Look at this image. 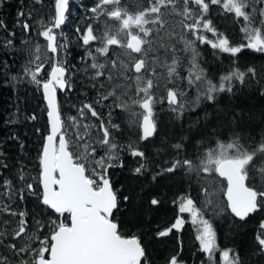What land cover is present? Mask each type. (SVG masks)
<instances>
[{
  "label": "trees",
  "instance_id": "obj_1",
  "mask_svg": "<svg viewBox=\"0 0 264 264\" xmlns=\"http://www.w3.org/2000/svg\"><path fill=\"white\" fill-rule=\"evenodd\" d=\"M0 3H2L0 19L7 23L10 31L15 32V36L10 37L8 32L0 29V152L5 154L3 160L8 165L6 169L0 168V179L12 180L17 188L25 182L38 187L40 175L38 155L43 143L42 137L48 134V123L42 93L30 82V78L24 75V68L34 59L36 45L44 44L37 33L42 30L41 21L47 24L54 17L55 0H43L35 6L33 0H0ZM96 3L97 0H70L65 23L56 31L58 43L62 41L65 45L61 49L60 58L67 68L66 78L72 85L71 90L67 89L63 94L58 93V104L62 120L69 125L72 122L67 119L68 117L75 116L79 120L78 109L83 103L95 102L103 93L110 91L116 94L126 93L120 99L111 96L109 100L95 105L105 121L109 120L108 113L111 112V123L119 125L118 131L112 130V136L118 145L126 146L140 133L137 124L130 123V121H140L142 118L132 115V112H142L130 101L135 95V81L125 78L122 74L125 72L123 68H113L110 64L105 71L111 73V80L105 77L93 80L91 75L94 70L89 67L91 58L80 40L81 32L88 25H92L97 35H101L106 29L113 35L117 34L120 22L103 14L94 18L93 13L89 11ZM149 4L150 0H119L124 18L138 15ZM260 7L261 5H257V8ZM21 10L26 13L32 12L29 21L32 29L28 33L17 26V13ZM161 12L164 13L162 19L165 21L162 28L154 24L146 26L153 29L150 36L145 38L151 41L152 49L147 53L146 58L150 63L155 61L153 66L158 73L151 77L158 85V87L154 86L152 91L157 97H166V89L175 87L184 89L186 94L181 99L185 102V110L182 115H178L169 109L166 102L155 106L154 120L157 124V132L154 137L138 145L147 157L144 161L146 168L144 174L137 175L134 171L139 166V159L131 157L126 150H121L120 159L123 167L109 170L111 182L121 203L116 219L120 222L121 230L125 235L132 234L141 239L146 251L147 264H168L172 256H177L180 264H209L206 254L199 249L196 228L190 222L186 223L179 233L173 231L167 237L157 236L159 231L168 228L177 217V207L174 204L177 197L190 193L197 205L206 209L205 218L210 220L216 231L217 244L221 251L214 256L215 264H223L221 259L223 250H231L230 258L238 256L240 264H264V255L259 253L255 241V236L261 231L259 225L264 222V211L250 215L245 221L235 219L228 210L217 213L216 209H226L224 199L226 183L218 175L187 174L177 171L161 175L157 180L152 179L162 167H166L168 162L177 158L176 150L173 148L176 143L183 144L178 158L183 159L187 156L197 162L207 151L215 148L218 142L227 144L236 141L248 151L264 144V53L247 48L237 57L219 53L207 44L194 41L192 34L181 26L183 18L172 12L170 8L168 11L162 8ZM209 16L213 25L220 33L227 35L233 46L247 43L244 34L240 31L244 23L242 20L237 21L232 14L223 13L218 6L210 8ZM78 29L80 31H77ZM125 31L119 32L118 38L122 41L127 39ZM136 34L142 35L138 31ZM204 34L210 39H216L210 33ZM6 39H12L13 45L3 47ZM185 40L194 41L197 49L196 63L203 70L204 76L203 84L196 82L200 85V92L205 90L208 80L218 84L221 75L237 68L246 71L252 67L256 70V77L246 76L243 85L234 81L232 92L218 94L214 102H208L201 96L199 103L196 104L198 89L187 83L190 71L195 72L196 69L191 68L192 53L190 49H185ZM144 47L148 48L149 45ZM173 49L178 58L179 75L175 77L177 84L167 82L169 79L167 69L161 66L164 62L171 63ZM92 50L98 61L106 62L111 59L115 60L118 66L124 63L131 64L133 57L137 55L130 54L126 49L118 46H112L108 56L96 54L94 49ZM53 61V57L49 56L44 64L41 78H46L45 73L49 72ZM30 66L35 67V65ZM126 75L131 77L134 73L128 71ZM192 78L194 79V76ZM122 100L129 102L127 110L115 107ZM33 115L36 117L34 120L31 119ZM87 116L86 120L79 121L80 124L86 123L94 127L88 129V134L80 141H77L75 136L77 128H68L72 141L70 150L73 151L74 157L83 152V148H78L77 144L83 145L94 137L102 135L99 121L90 114ZM10 121L14 122L9 123ZM79 131L84 133L86 130L80 127ZM14 136L18 139H13ZM91 146L96 152L94 156L89 155V160L105 155L104 148L99 144L93 143ZM252 164L264 166V153L257 152ZM20 169H24L25 181L18 179ZM193 176L195 178H192ZM246 184L264 191V174L253 168L251 164L248 166ZM205 188L209 193L208 199L215 203V209L205 204L202 191ZM124 197L128 198L127 201L123 199ZM152 198L158 199L160 203L157 206L151 205L149 201ZM13 207L27 211L29 235L35 232L33 217L39 215L44 219L48 217L50 211L44 210L38 204L37 198L31 195H26L23 201H14ZM18 219L19 217L0 214V227H4V221H10L7 228H15ZM49 230V227L45 226L43 231L35 234L43 238ZM31 244L34 248L39 247V240L34 239ZM0 253L9 256L10 259H18L13 258L6 248H0Z\"/></svg>",
  "mask_w": 264,
  "mask_h": 264
},
{
  "label": "snow or ice",
  "instance_id": "obj_2",
  "mask_svg": "<svg viewBox=\"0 0 264 264\" xmlns=\"http://www.w3.org/2000/svg\"><path fill=\"white\" fill-rule=\"evenodd\" d=\"M43 0H33V5L42 3ZM69 0H55V12L47 24L41 21V29L38 35L46 41L47 52L53 54L55 63L51 65V70L45 73L46 78H41L44 65L39 55L40 46L36 45L34 59L28 62L24 68V75L30 78L41 92L46 103V115L48 121V134L43 136V143L38 155L40 168L39 185L34 187L30 182H25L17 188L12 180L0 179V214H7L19 217L17 227L7 228L10 221H4V227H0V248H6L11 252L13 258L0 253V264H147V256L141 239L136 235H125L121 230V224L116 219V213L121 207L120 198L111 182L109 170L114 167H123L120 159L121 150H126L131 157L139 159V166L134 171L137 175H142L146 171L145 163L147 157L145 152L139 148V143L148 141L157 132V124L154 120L155 106L167 103L169 109L178 115H182L185 110V102L181 99L186 91L175 87L166 89V97H157L152 91L155 84L152 76L158 75L153 64L146 58L147 53L152 49L151 41L145 39L150 36L153 29L146 27L149 24L162 28L165 21L162 19L164 13L161 9L168 11L169 8L176 15L182 17L181 26L192 34L194 41L200 44H207L219 53L230 54L237 57L245 48L255 52L264 53V0H150L149 6L135 17L129 15L124 18L119 7V0H97L89 11L94 18L101 14L106 15L120 22L117 34H111L107 29L101 35L94 32L92 25H88L81 32L80 40L85 46L87 55L91 58L89 67L94 70L91 75L93 80L105 77L112 79L110 72H106L108 64L113 68H123L122 73L126 79L135 81V95L130 98L131 104L136 105L142 112H132V115L139 120L130 121L136 123L140 129L136 139L126 146L118 145L112 136V130H119V125L111 123V112L108 113L109 120L105 121L103 115L97 110L96 104L109 100L115 96L120 99L126 93L116 94L115 92L103 93L99 100L95 102H85L78 109L79 120L75 116L67 119L72 123L66 125L62 120L60 106L57 101V91L71 90L72 85L66 78L67 68L60 58L61 49L65 47L63 42L58 43V36L55 30L61 28L65 23V13L68 10ZM257 5H261L257 8ZM2 6V3H0ZM107 6H115L107 7ZM218 6L223 13L232 14L237 21L242 20L243 26L240 31L244 34L246 44L233 46L227 35L222 34L213 25L209 16L210 8ZM17 26L22 31L28 33L32 29L29 22L32 12L27 13L21 10L17 13ZM135 25L138 33L131 31ZM0 29L8 32L10 37L15 36V32L8 29L7 23L0 19ZM125 31L126 41L119 37L120 31ZM77 31H80L79 29ZM204 33H210L216 39H210ZM194 41L185 40V49L192 53V69L195 72L189 73L187 83L189 86H196L198 94L195 103L198 104L201 96L208 102H214L220 93L233 90V82L238 81L241 85L245 83V77H256V70L249 67L246 71L238 68L221 75L219 83L208 80L203 92L199 91L200 85L204 83L203 70L196 63L197 49ZM27 42V41H25ZM13 45L12 39H6L3 47ZM144 45H149L145 48ZM112 46L126 49L130 54H137L133 57L131 64L117 65L115 60L100 62L96 54L108 56ZM171 63L164 62L162 67L167 69L168 83L177 84L175 77L177 73L178 58L170 57ZM30 65H35L31 67ZM128 71L134 73L129 77ZM151 74V75H149ZM194 76V79L192 78ZM15 79V77H13ZM183 79V78H181ZM95 86V85H94ZM101 87L103 84L101 83ZM126 87V86H125ZM116 108L127 110L128 101H121L115 105ZM87 114L99 121V129L102 135L94 137L90 142L77 147L83 148L74 157L70 150L71 139L68 128H77L76 140L80 141L87 130L94 125L80 124V120H86ZM31 119H36L35 115ZM10 121L9 123H13ZM86 131L81 133L79 128ZM39 131V129L37 130ZM18 139V137H12ZM99 144L105 150V155L98 159L89 160V155H93L96 149L91 145ZM23 147V145H21ZM177 158L168 162L166 167H162L153 177V180L164 174L183 171L187 174L212 175L216 174L226 181L224 195L226 197V209H216L218 212L230 210V213L239 221H245L250 215L259 211H264V191L257 190L246 185L248 179V166L257 168L264 174V166L252 164L257 152L264 153V144L252 151L246 150L238 142L217 143V146L207 151L199 161H194L185 156L178 158L183 149L182 143L173 145ZM91 149V152H89ZM4 153L0 152V168H7V163L3 160ZM85 161V162H82ZM192 178H195L194 176ZM20 181H25L24 169H20L18 176ZM205 196V204L216 208L214 201L208 199L209 193L205 188L202 190ZM26 195L35 196L38 204L44 210H50L48 217H33L35 232L29 235L28 213L25 210H18L13 207V202L23 201ZM127 201V197L123 198ZM149 203L157 206L160 201L152 198ZM177 207V217L166 229L157 233L159 237H167L173 231L179 233L184 229L186 223H191L196 228V240L199 242V249L206 254L209 264H215L214 256L218 251L217 234L213 224L205 218L206 209L200 208L190 193L181 194L174 201ZM53 214H55L53 216ZM185 214H187L185 216ZM49 227V233L43 238L36 236V232H41ZM261 231L255 236L258 251L264 255V222L259 225ZM39 240V247H32L31 241ZM231 250H223L221 259L223 264H240L237 257L230 258ZM47 254V255H46ZM168 264H180L177 256L169 258Z\"/></svg>",
  "mask_w": 264,
  "mask_h": 264
},
{
  "label": "rangeland",
  "instance_id": "obj_3",
  "mask_svg": "<svg viewBox=\"0 0 264 264\" xmlns=\"http://www.w3.org/2000/svg\"><path fill=\"white\" fill-rule=\"evenodd\" d=\"M135 17V16H133ZM132 29L134 30H131L133 33H137V29L135 27V25L132 26ZM40 46V52H39V55L41 57V62L43 63V65L48 61L49 59V54L47 53V50H46V44H42V45H39Z\"/></svg>",
  "mask_w": 264,
  "mask_h": 264
},
{
  "label": "water",
  "instance_id": "obj_4",
  "mask_svg": "<svg viewBox=\"0 0 264 264\" xmlns=\"http://www.w3.org/2000/svg\"><path fill=\"white\" fill-rule=\"evenodd\" d=\"M67 13V12H66ZM66 13H65V15H66ZM55 31H57V30H55ZM42 40H43V38H42ZM44 41V40H43ZM44 42H46V41H44ZM47 43V42H46ZM48 54H50V55H52L53 56V54H51V53H49L48 52ZM135 54V53H134ZM55 63V62H54ZM58 92H60V93H64L65 92V90L64 91H60V90H58L57 91V101H58ZM43 102H44V104H45V107H46V103H45V101L43 100ZM142 122V121H141ZM47 123H48V121H47ZM48 128H49V125H48ZM151 139V138H150ZM219 177V176H218ZM220 178V177H219ZM220 179H222V178H220ZM223 180V179H222ZM225 183H226V181H225ZM246 183V182H245ZM247 185V184H246ZM224 199H225V201H226V197H225V195H224ZM229 212H230V210H229ZM231 214V213H230ZM232 215V214H231ZM233 216V215H232ZM234 217V216H233ZM235 218V217H234ZM237 219V218H236ZM238 220V219H237Z\"/></svg>",
  "mask_w": 264,
  "mask_h": 264
},
{
  "label": "bare ground",
  "instance_id": "obj_5",
  "mask_svg": "<svg viewBox=\"0 0 264 264\" xmlns=\"http://www.w3.org/2000/svg\"><path fill=\"white\" fill-rule=\"evenodd\" d=\"M138 112H140V111H138ZM142 121V118H141V120H140V122ZM229 211V210H228ZM230 213V212H229ZM236 219V218H235Z\"/></svg>",
  "mask_w": 264,
  "mask_h": 264
}]
</instances>
